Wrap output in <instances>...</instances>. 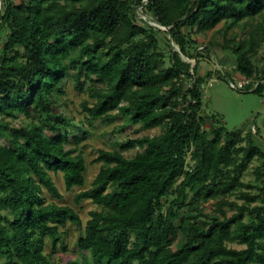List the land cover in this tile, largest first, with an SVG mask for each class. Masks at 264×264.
Segmentation results:
<instances>
[{"label":"trees","instance_id":"obj_1","mask_svg":"<svg viewBox=\"0 0 264 264\" xmlns=\"http://www.w3.org/2000/svg\"><path fill=\"white\" fill-rule=\"evenodd\" d=\"M0 1V264H59L68 223L82 257L67 264H264V139L204 126L214 72L200 71L224 51L229 76L264 92V0ZM69 79L87 120L162 128L100 149L75 196L97 206L86 222L46 196L63 197L52 172L87 183L91 131L63 108Z\"/></svg>","mask_w":264,"mask_h":264},{"label":"rangeland","instance_id":"obj_2","mask_svg":"<svg viewBox=\"0 0 264 264\" xmlns=\"http://www.w3.org/2000/svg\"><path fill=\"white\" fill-rule=\"evenodd\" d=\"M141 16L145 18L142 13ZM211 34L212 32L210 31L208 37H210ZM3 37L4 30L0 32V40H2ZM229 57L230 56L224 51L217 50L216 53H206L200 60V71L202 73L208 70L214 72L205 90L204 106L201 110V114L205 116L204 126L210 130L216 117L220 120L221 124L225 125L230 130L246 133L250 128H253L255 132L261 131V136L264 139V92L258 93L253 90H247L246 87L232 86V81L236 84L239 83V77L233 75L232 78L227 73V71L230 72L231 68L234 66ZM191 61L195 64V59H191ZM220 70L223 73L219 75L218 72ZM240 80H242V78ZM65 88L66 94L62 98L67 99L69 105H63V108L67 109L75 124L84 123L85 127L91 131L88 137L83 139L81 143V145L84 146L88 163L86 172L87 183L84 187L75 186L69 190L67 189L63 172H52L63 197L59 198L50 193L47 189L46 196L48 199L59 203L72 204L80 212L84 222H86L91 210L95 209L97 206L90 199H82L80 203H76L75 196L80 190L90 186L98 173L101 163L95 161V158L98 156L100 149H112L116 147L115 142L117 141L126 143L129 138L146 134H158L162 131V128L143 129L140 124H134L124 131L115 132L118 125L123 122L122 119H117L112 123L106 122L103 119L87 120L85 113L82 111V101L88 98L87 92L78 88L74 79H69ZM138 150V148L126 149L125 154L127 156H133ZM257 164H259V161L252 164L250 169L246 172V180L255 178L253 170ZM208 206V209L213 208L210 203H208ZM229 212L232 211L229 210ZM67 226L69 229L67 240L69 250H58L55 255V260L59 264H67L69 260L80 259L82 257L81 252L77 248V240L82 231L72 223H68ZM237 245L238 244H235V246ZM47 250H51L50 244Z\"/></svg>","mask_w":264,"mask_h":264},{"label":"water","instance_id":"obj_3","mask_svg":"<svg viewBox=\"0 0 264 264\" xmlns=\"http://www.w3.org/2000/svg\"><path fill=\"white\" fill-rule=\"evenodd\" d=\"M146 2H147V0H144V1H143V4H145ZM0 5H1V1H0ZM142 6H143V5H142ZM142 6H140L139 9H140V12H141L142 14H144L145 18L150 19V21H151L152 23L157 24V25H159L161 28L166 29V30H168V31L170 32V30H171V26H165V25L159 23L158 21L152 19L150 16H148L147 14H145V13L143 12V10H142ZM170 37H171V39H172V44L175 45L172 36H170ZM176 49L180 50L178 46H176Z\"/></svg>","mask_w":264,"mask_h":264},{"label":"built area","instance_id":"obj_4","mask_svg":"<svg viewBox=\"0 0 264 264\" xmlns=\"http://www.w3.org/2000/svg\"><path fill=\"white\" fill-rule=\"evenodd\" d=\"M247 83H248L247 79L240 80L238 84H236L233 81L231 82L232 86H234V87H242V86L246 85Z\"/></svg>","mask_w":264,"mask_h":264}]
</instances>
